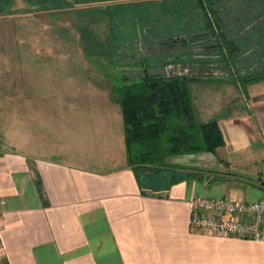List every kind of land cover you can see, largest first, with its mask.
<instances>
[{"label": "crops", "instance_id": "obj_1", "mask_svg": "<svg viewBox=\"0 0 264 264\" xmlns=\"http://www.w3.org/2000/svg\"><path fill=\"white\" fill-rule=\"evenodd\" d=\"M1 6L0 264H264V241L190 228L189 202L264 200V74L247 88L227 76L188 83L218 79L230 91V104L208 115L191 90L192 110L199 122L216 120L223 135L225 124L248 130L259 141L249 140L253 169L219 155L226 135L216 151L139 166L115 86L67 88L62 60L49 55L60 46H34L32 23Z\"/></svg>", "mask_w": 264, "mask_h": 264}, {"label": "rangeland", "instance_id": "obj_2", "mask_svg": "<svg viewBox=\"0 0 264 264\" xmlns=\"http://www.w3.org/2000/svg\"><path fill=\"white\" fill-rule=\"evenodd\" d=\"M204 1L212 20L221 22L220 27L218 21L214 24L217 31L238 48L232 65L216 49V38L207 25L209 15L199 0H14L10 4L0 0L2 9L16 13L19 22L32 23L34 46H60L49 55L62 60L59 69H64L67 88L80 84L83 90L110 91L123 84V75L137 78L145 67L151 74H188L200 80L207 76L200 70L216 69L220 74L211 77L227 76L247 88L264 74V0ZM194 82L190 91L200 97L206 114L218 112L223 102L230 104V91L218 79ZM224 127L227 147L219 155L253 169L248 146L254 141L250 147H255L259 141L251 139L247 129ZM133 148L132 154L149 152L145 161L160 158L154 142Z\"/></svg>", "mask_w": 264, "mask_h": 264}, {"label": "trees", "instance_id": "obj_3", "mask_svg": "<svg viewBox=\"0 0 264 264\" xmlns=\"http://www.w3.org/2000/svg\"><path fill=\"white\" fill-rule=\"evenodd\" d=\"M199 1V6L207 15L209 10L205 1ZM211 12L208 14L209 17H206L211 31L209 33L215 36L216 49L222 51L227 65L228 63L232 65L233 55L238 48L234 41L228 40L225 33L217 31L214 24L219 20L213 21ZM143 73L145 76L142 81L129 85L123 83L115 88V97L123 113L125 139L131 161L139 166H154L155 163L164 162L163 160L170 155L203 150L216 151L218 147L225 145L223 131L216 120L199 122L195 118L188 84L190 80L196 78L195 75L151 74L147 68ZM153 142L157 144L158 148L155 151L156 154H160L159 160L145 161L149 155V152L145 151L137 153L139 159L135 161L131 152L133 147Z\"/></svg>", "mask_w": 264, "mask_h": 264}, {"label": "built area", "instance_id": "obj_4", "mask_svg": "<svg viewBox=\"0 0 264 264\" xmlns=\"http://www.w3.org/2000/svg\"><path fill=\"white\" fill-rule=\"evenodd\" d=\"M190 202V228L223 236L264 241V200L236 201L195 196ZM0 209V247H5Z\"/></svg>", "mask_w": 264, "mask_h": 264}, {"label": "water", "instance_id": "obj_5", "mask_svg": "<svg viewBox=\"0 0 264 264\" xmlns=\"http://www.w3.org/2000/svg\"><path fill=\"white\" fill-rule=\"evenodd\" d=\"M222 72L226 73V70H223ZM200 74H202V75H218V74H220V72L216 69H208L206 71L200 70Z\"/></svg>", "mask_w": 264, "mask_h": 264}]
</instances>
